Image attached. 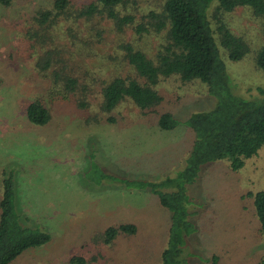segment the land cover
I'll return each instance as SVG.
<instances>
[{
  "label": "rangeland",
  "instance_id": "rangeland-1",
  "mask_svg": "<svg viewBox=\"0 0 264 264\" xmlns=\"http://www.w3.org/2000/svg\"><path fill=\"white\" fill-rule=\"evenodd\" d=\"M72 1L80 5L87 0ZM159 1L134 0V20L147 9H157ZM50 3L14 0L7 7L0 5V171L12 172L16 213L28 219L26 225L49 235L47 242L24 250L9 264H69L73 256L81 257L83 264H161L169 211L148 188L127 187L118 180L174 176L198 132L200 138L209 134L211 119L231 109L224 107L225 101H252L232 114L236 120L264 109L257 103L263 98L258 89L264 91V73L253 67L251 52L230 60L219 49L220 82L209 92L206 86L183 85L173 78L156 85L162 96L158 111H170L173 128L159 129L156 114L142 115L128 101L113 110L114 122L84 125L88 110L66 102L65 96L55 95L52 102L42 95L45 80L36 77L27 54L25 30H32L35 11ZM249 15L237 7L224 18L233 33L248 41L260 36L258 23ZM91 21L102 37L99 43L89 37L93 48L107 58L114 56L111 22L98 16ZM87 27L80 24L81 32L87 33ZM123 36L127 40L135 34L126 29ZM159 36H143L139 45L145 43L151 54ZM84 59L90 66L101 64L98 57ZM102 65L105 72L113 68L108 61ZM38 96L50 112L43 125L31 124L25 116L26 105ZM94 100L89 97L91 108ZM104 173L107 177L102 178ZM263 188L264 147L236 171H229L224 160L203 165L196 180L185 186L193 230L185 237L181 264H257L264 253V235L256 232L245 193ZM120 223L133 224L135 231L102 243L105 227ZM213 255L215 263L210 262Z\"/></svg>",
  "mask_w": 264,
  "mask_h": 264
},
{
  "label": "trees",
  "instance_id": "trees-1",
  "mask_svg": "<svg viewBox=\"0 0 264 264\" xmlns=\"http://www.w3.org/2000/svg\"><path fill=\"white\" fill-rule=\"evenodd\" d=\"M13 1L0 0V5L7 7ZM134 3V0H87L76 5L72 0H51L49 7L33 14L32 30H25L33 71L38 79L45 80L42 95L52 102L55 95L65 96L66 102H73L82 111L88 110L84 125L114 122L113 110L120 102L128 101L142 115L156 114L159 129L173 128L175 121L170 111H158L162 96L155 89L156 85L173 78L183 85L206 86L209 92L220 82L223 63L219 49L230 60H238L251 52L253 67L264 73V0H160L157 9H147L138 21L130 13ZM237 7L246 10L258 23V39L248 41L229 29L224 18ZM95 16L109 20L116 34L112 57L98 54L91 44L89 37L94 36L98 43L102 38L101 29L91 21ZM80 24L88 25L87 33L81 32ZM126 29H131L135 37L126 40L123 36ZM147 35H161L151 54L146 52L147 45L140 46L138 41ZM252 42H256L254 46ZM85 57H98L101 64L90 66ZM107 61L113 68L105 72L102 64ZM258 91L263 98L257 103L264 104V91ZM90 96L95 97L93 108ZM231 99L232 104L225 101L224 105L231 109L211 119V132L201 138L202 133L198 132L183 167L174 176L158 181L118 180L127 187L148 188L156 195L158 205L169 211L161 264H181L185 237L193 230L188 220L185 186L196 180L200 168L224 160L229 171H236L245 159L264 147V109L257 115L236 120L232 114L240 105L250 106L252 101ZM25 116L34 125L49 121L50 112L41 96L26 105ZM101 177L107 175L104 173ZM0 185V264H9L24 250L47 242L49 235L26 225L28 219L16 213L10 170L1 169ZM245 195L251 199L256 232L264 235V188L247 191ZM134 231L131 223L107 226L101 234L102 243L108 244L118 234ZM216 260V255L210 258L212 263ZM68 262L84 263L78 256L70 257ZM257 264H264V253Z\"/></svg>",
  "mask_w": 264,
  "mask_h": 264
}]
</instances>
